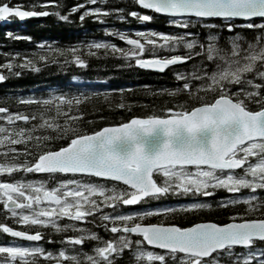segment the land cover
<instances>
[{
  "label": "snow or ice",
  "instance_id": "snow-or-ice-1",
  "mask_svg": "<svg viewBox=\"0 0 264 264\" xmlns=\"http://www.w3.org/2000/svg\"><path fill=\"white\" fill-rule=\"evenodd\" d=\"M161 15L179 31L103 27L123 46L88 39L61 48L5 33L42 52L0 53V83L50 64L87 70L103 53L121 60L118 69L167 70L173 84L7 97L17 110L0 106V264H264V0H0V21L52 16L82 26ZM137 91L168 99L136 101ZM92 97L105 111L145 114L88 131L81 123L105 119L81 111ZM33 173L47 179L25 178ZM218 191L225 195L211 203L198 199ZM168 197L188 199L150 203ZM131 205L148 206L122 207ZM213 207L226 222H171Z\"/></svg>",
  "mask_w": 264,
  "mask_h": 264
},
{
  "label": "trees",
  "instance_id": "trees-1",
  "mask_svg": "<svg viewBox=\"0 0 264 264\" xmlns=\"http://www.w3.org/2000/svg\"><path fill=\"white\" fill-rule=\"evenodd\" d=\"M11 4L28 5L33 0H5ZM79 2V0H65V3L72 4ZM37 10H40L37 8ZM76 17L72 16L71 21H75ZM103 27H115L121 30H129L134 34L135 30H157L165 33L177 32L178 29L167 26L166 17L157 16L150 22H138L132 18H128V22H119L109 20L105 24L93 23L88 19H85L82 26L76 22H56L52 16L42 18H29L25 20H16L10 18L5 22H0V53L8 52L10 49L13 51L24 52L28 55L32 53L40 54L42 49L36 48L33 43L25 42L23 40L8 41L5 38L7 31H12L14 34L29 35L32 41L39 43L46 41L49 44H53L54 47H67L80 41H87L88 39L96 40H112L118 45H122L118 39L105 36L102 32ZM226 33L222 34L225 35ZM203 36V32H201ZM163 55V53H159ZM60 59V57H57ZM0 62H3V58L0 57ZM121 64L119 58H103V53L100 54V58H89L87 61V70H77L75 67H68L67 69L60 68L59 65H48L44 67L38 73L24 72L19 78L11 77L5 82L0 83V106L7 103L10 106V110H17L12 106L13 102L7 97L24 96L29 93H34L37 96L46 95L47 90H55L61 92L68 91H83L88 90H111L126 87L129 85H148L153 86H172L173 81L171 73L165 71L164 73H157L154 71H141L135 67L117 68V65ZM187 66V65H185ZM75 75L77 79L75 81L70 78ZM97 81H104V83H97ZM133 100L143 102L145 99L150 104L155 103L159 106L160 101L167 100L168 97L160 95L157 100L156 96L147 97L144 92L137 91L133 96ZM182 99V97H181ZM35 106H23V110L28 111ZM91 108H95L98 114L103 115L105 119L103 121H96L89 125L87 123H81L82 128H86L88 131L97 130L98 128L108 125L116 124L126 121L131 115L142 116L145 114V110L140 107H133L132 111L125 114L123 111H105L106 105L103 103V98L92 97L87 104L81 106V111H88ZM249 110H257L255 105L249 104ZM150 111V109H149ZM30 175V174H28ZM27 175V176H28ZM34 175V174H32ZM3 177H0L2 179ZM14 178H18L14 177ZM224 192H217L215 196L209 200L208 198H198L206 202L211 203L217 197L224 196ZM172 199V200H171ZM187 198L181 197H168L166 200L150 202L154 206H177L180 203H185ZM160 203V204H159ZM148 206V205H143ZM125 208V206H122ZM226 213L213 207L212 209L204 210L201 212L190 213L188 215L178 214L175 221L187 226L190 223L197 221H213L217 223L226 222ZM0 222L2 217H0ZM146 222H158L155 218H149ZM103 235V233H101ZM56 239V236H53ZM47 245H50L49 243ZM87 247V245L85 246ZM146 249L152 250L146 245ZM124 264V262H121Z\"/></svg>",
  "mask_w": 264,
  "mask_h": 264
},
{
  "label": "flooded vegetation",
  "instance_id": "flooded-vegetation-1",
  "mask_svg": "<svg viewBox=\"0 0 264 264\" xmlns=\"http://www.w3.org/2000/svg\"><path fill=\"white\" fill-rule=\"evenodd\" d=\"M57 177H62V176H57ZM25 178H26V179H36V178H43V179H45V178H47V177L44 176L43 174H40V176H36V175H32V174H30V175L26 176ZM47 244H48V243L45 242V244H44V247H45V248H48L49 246L52 245V244H50V245H47Z\"/></svg>",
  "mask_w": 264,
  "mask_h": 264
},
{
  "label": "water",
  "instance_id": "water-1",
  "mask_svg": "<svg viewBox=\"0 0 264 264\" xmlns=\"http://www.w3.org/2000/svg\"><path fill=\"white\" fill-rule=\"evenodd\" d=\"M124 122H126V121H124ZM153 135H158V134L154 133ZM147 147H148L149 151H151L152 145L151 144H148ZM198 222H204V221H198Z\"/></svg>",
  "mask_w": 264,
  "mask_h": 264
},
{
  "label": "bare ground",
  "instance_id": "bare-ground-1",
  "mask_svg": "<svg viewBox=\"0 0 264 264\" xmlns=\"http://www.w3.org/2000/svg\"><path fill=\"white\" fill-rule=\"evenodd\" d=\"M75 81V80H74ZM172 200V199H171ZM164 201V200H163ZM159 202V201H158ZM160 204V203H159Z\"/></svg>",
  "mask_w": 264,
  "mask_h": 264
},
{
  "label": "rangeland",
  "instance_id": "rangeland-1",
  "mask_svg": "<svg viewBox=\"0 0 264 264\" xmlns=\"http://www.w3.org/2000/svg\"><path fill=\"white\" fill-rule=\"evenodd\" d=\"M188 199V198H187Z\"/></svg>",
  "mask_w": 264,
  "mask_h": 264
}]
</instances>
